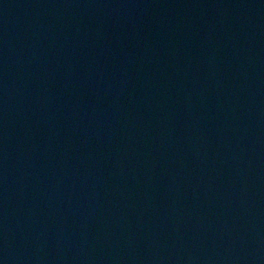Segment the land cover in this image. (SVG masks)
I'll return each mask as SVG.
<instances>
[{
  "label": "water",
  "instance_id": "1",
  "mask_svg": "<svg viewBox=\"0 0 264 264\" xmlns=\"http://www.w3.org/2000/svg\"><path fill=\"white\" fill-rule=\"evenodd\" d=\"M0 264H264V0H0Z\"/></svg>",
  "mask_w": 264,
  "mask_h": 264
}]
</instances>
